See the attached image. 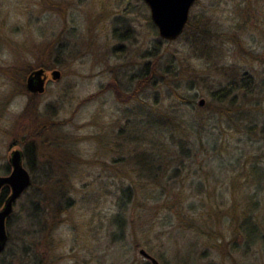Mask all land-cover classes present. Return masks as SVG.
Masks as SVG:
<instances>
[{"label": "rangeland", "instance_id": "obj_1", "mask_svg": "<svg viewBox=\"0 0 264 264\" xmlns=\"http://www.w3.org/2000/svg\"><path fill=\"white\" fill-rule=\"evenodd\" d=\"M148 16L142 0H0V176L10 175V154L20 149L32 179L7 220L0 264H153L142 250L160 264H264V90L217 111L210 91L186 87L207 73L226 85L232 69L263 78L264 0H199L175 41L162 39ZM200 17L220 34L191 36L187 26ZM52 43L56 64L47 71L61 78L30 96L34 57ZM168 56L180 76H163ZM176 84L178 94L197 95L184 120H211L197 125L192 153L179 143L166 153L183 160L175 179L145 185L152 198L122 203L140 180L133 154L118 144L152 137L143 124L177 110L167 95ZM50 122L57 125L36 138Z\"/></svg>", "mask_w": 264, "mask_h": 264}, {"label": "trees", "instance_id": "obj_2", "mask_svg": "<svg viewBox=\"0 0 264 264\" xmlns=\"http://www.w3.org/2000/svg\"><path fill=\"white\" fill-rule=\"evenodd\" d=\"M147 21L157 33L158 29L152 22L151 17L148 16ZM187 27H188L187 28L188 31H190V29L193 28V33H191V36H193L195 39H199V41L201 42L202 41L208 42L212 40L215 36H218L220 34L219 29L217 30L215 28V24L213 23V21H210L208 18L200 17L197 23L193 24V22H190V24ZM125 34L126 32H122L119 36V40H121ZM40 45L41 44H39V46ZM53 46L54 43H52L50 47L48 46L45 49L39 48V51L41 50L40 53L42 55L41 56L42 58L38 59L34 57L38 62L37 69L43 68L45 70L48 69L50 70L52 69V67L55 66L56 61L54 62V60L50 59L52 57ZM61 51L62 52L66 51L65 47ZM174 61H175L174 56H168L167 62L165 64L163 76L165 73L166 76L181 75V71L179 72V70H177L176 68L177 64H175ZM159 63H160V58L159 59L157 58L156 59L157 67ZM52 64L54 66H52ZM28 68H32L31 70L34 69L31 66H28ZM12 70L14 69L10 68L9 72H11ZM206 70L207 69L205 66V71ZM190 72L195 74L196 71H190ZM145 78L141 79V81H143ZM196 80L198 83L194 84ZM166 81L165 82H163V80L159 81V86L164 85V83L168 84ZM176 85H175L176 88L174 87L175 90H171L173 92L170 93L168 92L167 95L168 98L170 99L175 97V99L172 100V102H175V107L177 108V110L166 111L165 113L158 115L159 118H155V117L149 118L147 121L144 122V124L146 123V125L143 124V126L149 131V134L152 137L145 138L135 135L130 138V142L127 145L124 143L118 144V147L122 150V152L133 154V156L130 157L131 158L130 160L133 162L135 166L133 172L137 174V178L138 180H140L139 182L140 184L137 183V181H135L136 183L134 182L135 184L134 187H129L122 192L123 196L120 199V202L122 203L124 201H127L128 199H132L138 196H142L143 199L152 198L153 187H149L150 185L152 186L155 185L157 186V188H162V185L165 182L172 181L174 176L177 175L178 169L180 168V167L176 168L175 166H181L180 163L183 160L181 159V157H179L180 163L174 164L175 162L174 159L167 158L166 153L170 151H175L172 150V148L174 147V145H177L178 143L180 144L179 152L181 153L189 152L191 150L190 149V146L192 144L191 141H193V138L196 135H198L197 125L199 126L206 124L207 121L211 120L210 116H206V115H202V117H199L197 121L184 120L183 118L184 115L182 114V108H184L185 106L190 107L193 104H195L196 103L195 99L197 98V95H188V94L180 95L177 92V88L179 87L182 90V87L178 86V84ZM198 85L200 89L210 91V101L212 103H215L216 105L215 110L222 111L225 109L226 105H228L230 108L232 107L240 108L239 106H237L238 100L241 101L240 103H243L242 101L244 100L246 94L249 95L250 90H264V76L263 78L260 79L256 78V80H253V78L250 77L248 74L241 75L232 69L230 79L228 80V83L226 85L220 84L218 86L217 79L216 78L211 79L207 73L198 77H196V75L190 77V79L187 80L186 87L188 88L189 91V90L197 89L195 87H197ZM26 88L27 87L25 86V90H24L25 93L30 95L29 91L26 90ZM157 95L159 94L157 93ZM157 99H159V96ZM161 105H162V101L161 99H159L156 103V107L159 108ZM141 110H143V108H141ZM239 110H245V109H239ZM221 115L224 116L223 112L221 113ZM56 125L57 123L54 122L43 124L41 126V130L35 134L36 138L37 136L41 138V136L51 131L53 126ZM252 129L253 127L251 128V130ZM260 134L264 139V126L260 129ZM30 136L34 137L32 134ZM28 139L30 140V138ZM32 142H35V140ZM32 144L33 143H30L28 148L30 153H32V148H30ZM144 180H146L148 184H146ZM136 184H138V188L136 187ZM145 185H149V186H145ZM8 193H9V189L8 187H6L3 190L0 198L1 199L0 201L2 203L6 200ZM119 207L121 208V204L119 205ZM120 211L122 212V210ZM119 217L122 218V220H120V218L118 220L120 221L121 224H123L125 220L123 221V217L121 213L119 214ZM258 228L259 227L253 226L252 234L258 235L259 234ZM248 240L250 242L255 241V240H251V238H248ZM249 241L248 244L250 245L251 243Z\"/></svg>", "mask_w": 264, "mask_h": 264}, {"label": "water", "instance_id": "obj_3", "mask_svg": "<svg viewBox=\"0 0 264 264\" xmlns=\"http://www.w3.org/2000/svg\"><path fill=\"white\" fill-rule=\"evenodd\" d=\"M150 10V17L158 29L159 36L167 41L177 40L184 32L190 19V12L198 0H142ZM53 81L61 78V72L54 70L50 74ZM47 86V73L45 69H37L27 79V90L35 95L44 94ZM201 100L200 105L204 106ZM9 163L12 168L10 175L0 176V197L5 187L9 188V195L4 201V207L0 210V254L8 244L7 220L13 212L14 204L29 189L32 183L31 175L23 164V152L20 149L12 150ZM146 259L153 264H160L149 256L144 250L141 251Z\"/></svg>", "mask_w": 264, "mask_h": 264}, {"label": "flooded vegetation", "instance_id": "obj_4", "mask_svg": "<svg viewBox=\"0 0 264 264\" xmlns=\"http://www.w3.org/2000/svg\"><path fill=\"white\" fill-rule=\"evenodd\" d=\"M46 73H47V84H48V82H49V78L51 77L48 73V71L46 70Z\"/></svg>", "mask_w": 264, "mask_h": 264}]
</instances>
